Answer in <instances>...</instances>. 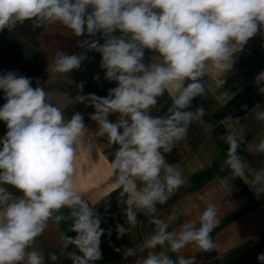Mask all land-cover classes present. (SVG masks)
Returning <instances> with one entry per match:
<instances>
[{
    "label": "clouds",
    "instance_id": "1",
    "mask_svg": "<svg viewBox=\"0 0 264 264\" xmlns=\"http://www.w3.org/2000/svg\"><path fill=\"white\" fill-rule=\"evenodd\" d=\"M25 21L34 28L59 23L72 36L84 37L76 45L81 51L55 52L52 72L80 69L94 52L101 56L104 80L116 83L103 97L79 93L74 103L92 107L95 133L106 137L109 147L118 146L109 163L127 224L116 225L118 238L139 224L138 214L155 226L139 246L146 256L136 264H197L195 255L182 253L189 246L204 253L215 248L210 234L220 223L218 210L209 204L198 221L169 230L156 215L157 205H165L185 180L164 154L186 139L191 124L204 123L205 109H190L193 99L206 93L205 78L230 73L250 39L264 37V0H0V31ZM145 50L151 53L147 62ZM92 78L100 80L99 74ZM253 84L264 95V70ZM0 91L5 101L0 121L7 129L0 137V264H46L36 240L50 222L62 221H70L68 232L75 233L60 235L62 254L72 264H95L102 258L105 229L77 186L78 160L90 158L95 147L83 114L74 112L67 119L44 87H33L32 78L16 70L0 73ZM165 93L171 99L167 115H151ZM250 115L264 125V106L257 104ZM220 123L228 145L224 163L233 178L250 181L260 199L264 167L254 170L242 158L244 137L234 118L226 116ZM246 150L264 154V134L253 138ZM69 245L74 250L66 252ZM129 256L137 257V249L128 248ZM47 258L55 262L59 257L49 252ZM256 259L264 264V253Z\"/></svg>",
    "mask_w": 264,
    "mask_h": 264
},
{
    "label": "crops",
    "instance_id": "2",
    "mask_svg": "<svg viewBox=\"0 0 264 264\" xmlns=\"http://www.w3.org/2000/svg\"><path fill=\"white\" fill-rule=\"evenodd\" d=\"M84 37L72 36L70 30L59 23L39 28L25 21L13 29L0 31V73L16 70L32 78V86L37 83L48 91L50 102L58 106L70 119L74 112L84 116V122L95 140L91 157L81 156L78 165L81 172L77 176L78 189L101 216V227L105 229L101 237L102 258L95 264H136L138 257L146 256L139 252L142 245L153 232L154 225L142 214H138L139 224L122 237L117 236L116 225L127 227L126 217L122 213L118 198L121 189L113 190L115 177L110 175L109 163L118 146L107 145L106 137L99 136L98 126L89 118L94 112L92 107L74 103L80 94L95 93L107 95L115 82L104 80V73L99 64V53H88L80 69L69 74H57L51 71L53 57L57 50L73 54L81 51L77 41ZM103 43V40H100ZM146 62L151 53L145 50ZM264 70V37L256 35L250 39L241 52L230 73L210 75L205 78L204 97L194 98L190 110L202 106L205 109L204 123H193L184 141L177 143L165 159L169 164L178 165L185 184L165 204L157 205V216L169 224V230H179L187 221H198V216L209 205L218 210L219 225L210 234L215 248L210 252H199L189 246L182 254L195 255L197 264H258L257 255L264 253V195L257 199L250 186L240 177L233 178L226 159V142L221 138L225 128L220 123L231 115L237 132L244 137L240 152L248 167H264V154L246 150L248 143L260 134H264V125L250 115L251 110L260 104L264 106V95L259 94L253 79ZM99 74L100 80L93 76ZM0 91V107L5 103ZM171 99L167 93L158 98V104L151 110L153 116L167 115ZM115 120L116 115H110ZM6 125L0 121V137L6 133ZM249 179L251 176L249 175ZM227 183V187H225ZM140 187V182L137 181ZM15 195L18 192L13 190ZM68 209L61 213L68 214ZM70 221L59 225L50 222L46 232L36 240V248L44 256L46 264H72L59 247L60 235L68 232ZM111 229V235L108 230ZM128 248H136L137 257H125ZM74 250L69 245L66 252ZM55 252L58 260H48V253ZM79 254V253H78ZM172 259L176 255L169 253Z\"/></svg>",
    "mask_w": 264,
    "mask_h": 264
},
{
    "label": "built area",
    "instance_id": "3",
    "mask_svg": "<svg viewBox=\"0 0 264 264\" xmlns=\"http://www.w3.org/2000/svg\"><path fill=\"white\" fill-rule=\"evenodd\" d=\"M17 24L10 26L8 29H13Z\"/></svg>",
    "mask_w": 264,
    "mask_h": 264
}]
</instances>
